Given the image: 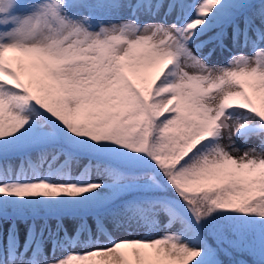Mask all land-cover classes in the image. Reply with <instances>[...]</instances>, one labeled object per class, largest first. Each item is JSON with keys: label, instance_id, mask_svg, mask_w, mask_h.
<instances>
[{"label": "snow or ice", "instance_id": "snow-or-ice-1", "mask_svg": "<svg viewBox=\"0 0 264 264\" xmlns=\"http://www.w3.org/2000/svg\"><path fill=\"white\" fill-rule=\"evenodd\" d=\"M233 251L264 264V0H0V264Z\"/></svg>", "mask_w": 264, "mask_h": 264}, {"label": "rangeland", "instance_id": "rangeland-1", "mask_svg": "<svg viewBox=\"0 0 264 264\" xmlns=\"http://www.w3.org/2000/svg\"><path fill=\"white\" fill-rule=\"evenodd\" d=\"M90 2H91V0H90ZM188 2H193V0H188ZM96 14L99 15L103 19L104 23H108L109 21L117 22L121 19L128 18V12L126 9L121 10V12L119 14H116V13L108 14L107 12H98ZM147 19H150V17H146L143 15L140 16L141 22H144ZM171 19L172 18H169V22H171ZM193 50L195 51V48H193ZM207 51H208V49L206 48V49H204L203 53H198V54L206 55ZM235 52H243V53L247 54L249 52V50L246 48H244V49H225L224 51L217 50V52H215L213 54V56L211 58H209L207 63H209L210 65L225 64L227 62V59ZM224 142L227 143V140H225ZM257 144H258V141L255 139L249 140L247 144H245L242 140H236L235 141V146L240 149L241 154L247 148L255 147V146H257ZM32 154L35 155L34 152ZM10 159H11L13 164H17L19 161V157L17 155L11 156ZM87 163H88L87 158L81 159V161H80L81 167ZM91 179L93 181H97L99 179H102V177H98L95 174V172L93 171ZM159 219H160L161 225H163L165 217L163 215H161ZM39 223H40V221H37V227H39ZM51 223L53 224V226L55 225V221H51ZM65 223L68 227L69 232L71 233L72 228H73V222L70 220H65ZM178 227H179V225H176V226L172 227L171 229H164L163 227H160L159 229H156L153 231H149L145 227H140V228L132 230L129 233H125L122 230L120 232H114L113 235L116 237V239L123 238L125 235H131V236H134L136 238H139L142 236L158 237V236L162 235L164 231L175 232ZM19 229H20V243H21V245H23L24 239H25V225L23 223H19ZM50 247H51L50 241L46 240L45 251H48L50 249ZM76 250L80 251L81 249H76ZM237 260H241V259H237Z\"/></svg>", "mask_w": 264, "mask_h": 264}, {"label": "trees", "instance_id": "trees-1", "mask_svg": "<svg viewBox=\"0 0 264 264\" xmlns=\"http://www.w3.org/2000/svg\"><path fill=\"white\" fill-rule=\"evenodd\" d=\"M205 235L207 236V233H205ZM208 241H209V243L213 244V246H215V241L212 240L211 237H208ZM225 247H226V245H225ZM232 257H233L234 260L242 259V260L249 261V264H251V257H249L246 254H241V253H238L236 251H233L232 252ZM220 258L225 262V264H230L229 258L224 256L222 253H221Z\"/></svg>", "mask_w": 264, "mask_h": 264}]
</instances>
